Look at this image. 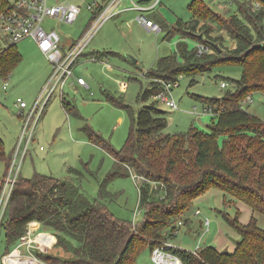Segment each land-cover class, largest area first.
I'll return each mask as SVG.
<instances>
[{
    "label": "trees",
    "instance_id": "16d2710c",
    "mask_svg": "<svg viewBox=\"0 0 264 264\" xmlns=\"http://www.w3.org/2000/svg\"><path fill=\"white\" fill-rule=\"evenodd\" d=\"M235 1L237 7L227 17L203 0H192L191 20L168 24L163 17L156 19L165 38L179 35L180 39L174 53L159 57L155 67L147 70L151 85L140 90L138 100L152 101L134 110L108 97L127 110L131 121L123 146L114 149L87 123L82 126L88 139L113 158L112 168L99 183L98 196L89 197L73 181L80 178L81 172L71 166L67 168L69 176L64 178L40 173L25 178L18 172L0 220L6 242L2 255L11 252L30 222L37 221L45 232L56 237L50 248L53 251L31 250L45 264H135L143 250L151 252L172 238L177 222L186 221L193 201L211 188L223 191V205L237 199L264 215V121L241 105L254 92L264 93V0ZM7 6L5 0H0V11ZM209 21L224 34L210 36L214 29L207 26ZM199 31L207 38L199 36ZM225 34L234 42L230 49L223 44ZM183 37L193 38L207 50L198 52V45L189 48ZM219 39L221 44L216 43ZM256 43L262 46L252 48ZM20 60L15 44L0 53V77L6 79ZM223 64L242 67L241 77L231 79L234 89L220 97L193 95L218 111L210 132L195 127L166 132L165 110L154 98L161 88L160 81H176L186 75L192 85L197 75ZM61 104L66 113L78 114L75 104L65 96ZM219 136H223L221 143ZM0 159L7 162V168L11 164L1 138ZM131 174L145 178L139 199L143 218L138 221L115 216L102 199L108 193V182ZM222 214L239 235L235 249L217 250L204 244L193 253L172 248L182 264H264V228L257 218L251 215L247 223H242L239 211L233 216Z\"/></svg>",
    "mask_w": 264,
    "mask_h": 264
},
{
    "label": "rangeland",
    "instance_id": "374dc122",
    "mask_svg": "<svg viewBox=\"0 0 264 264\" xmlns=\"http://www.w3.org/2000/svg\"><path fill=\"white\" fill-rule=\"evenodd\" d=\"M50 1L52 3L56 1L70 2L81 6L78 18L72 24H57L53 20L50 21L49 25L52 24L62 39L68 42L78 38L87 23L88 25L91 23L92 19H89L90 14L86 5L92 1L101 3L104 0ZM191 1L161 0V6L156 10L168 24H174L178 19L187 22L192 17L189 9ZM203 1L225 17L237 7L235 0ZM206 24L214 29L210 31V36L216 37L224 34V32H218L215 29L216 24H212L211 21ZM198 30L199 27L197 32ZM198 34L204 39L207 38V35L200 31ZM164 36V30L154 32L147 29L133 13L125 15L123 18L118 17L105 21L93 35L86 50L112 51L119 55L112 54L95 62H84L75 68V75L84 78L86 85L83 87L67 85L64 94L65 97L71 98L78 114L66 113L61 104V96L54 95L35 126L24 159L19 161L21 156L19 152L12 168L11 164L7 168V162L0 159V191L2 181L11 173V169L13 171L11 174H15L18 170L20 175L25 178L32 177L34 173L64 178L69 176L67 168L71 166L81 172L80 178H72L73 181L89 197H97L99 183L112 168L113 158L105 149L88 139L82 126L87 123L94 131L101 134L114 149L123 146L131 129V121L127 110L113 103L108 97L112 96L121 100L134 110L144 103L138 100V94L141 89L149 87L151 81L140 73L155 67L159 57L174 53L176 43L180 39L179 35L170 38ZM223 37V44L230 49L233 41L226 34ZM181 40H184L189 48L198 45V42L191 37H183ZM220 40L216 43L221 44ZM16 49L21 54V60L12 68L10 75L5 80L0 79V138L3 141L6 156L11 157V163L17 148L20 147L22 151L25 147V140L19 144L22 134V118L19 115L20 110L15 106V100L17 97H21L26 102L28 110L38 97L43 82L50 71L47 59L38 50L32 39L27 38L18 42ZM126 54L132 57L128 56L130 59H126ZM133 58L136 60L133 61ZM241 74L242 67L240 65L223 64L215 66L209 72L197 75V82L192 85L189 84V77L183 75L178 80V85L172 89L177 107L171 109L162 102H157V106L165 110L168 119L166 132H182L190 127H195L209 133L214 116L210 111H206L203 103L194 99L193 95L220 97L228 90L234 89L231 79H238ZM4 81L7 82L5 89L2 88ZM222 81L226 82L225 87L220 86ZM251 97L252 101L244 104L243 108L264 121V93L254 92ZM222 140L223 136H219L218 141L221 143ZM40 146H43L44 149H40ZM140 187L141 183L137 181V178L132 177V174L120 176L107 183L106 191L108 193L102 199L115 216L126 221H131L134 218L138 221L143 218L139 204ZM204 194L205 197L202 199L193 201L187 212V221L193 223L194 231H188L190 225L184 223L177 231V235L171 239V242L176 243L172 242L174 246H177L178 242L182 248L191 250L198 239L203 245L204 242L207 243L214 236L219 235V232L221 233L219 237L227 238L231 244L239 238L238 233L223 217L222 212L233 216L237 211L233 204L223 205V191L211 188ZM234 200L236 204H244L240 200ZM195 207L199 209V215H193ZM254 214L258 225L264 227V215L258 211H255ZM205 217L210 220L209 228L206 231L204 226L199 225V219L204 220ZM40 230L45 232L41 225ZM193 233L197 235L196 238L193 237ZM230 243L228 247H231ZM226 247L223 249L230 251V248ZM5 248V230L1 229L0 255L5 251ZM49 249L43 246V250L53 251V248ZM21 253L24 255L23 257H33L25 247L21 248ZM137 260L135 264H139V260ZM142 262L147 264L146 259H142ZM36 264H42V262L36 261Z\"/></svg>",
    "mask_w": 264,
    "mask_h": 264
},
{
    "label": "built area",
    "instance_id": "2783aa9c",
    "mask_svg": "<svg viewBox=\"0 0 264 264\" xmlns=\"http://www.w3.org/2000/svg\"><path fill=\"white\" fill-rule=\"evenodd\" d=\"M8 6L0 11V53H2L10 45H16L18 42L30 38L32 39L38 50L45 56L50 66L49 74L47 75L43 87L35 99L34 103L27 110L28 106L26 102L21 98L17 97L15 100V106L20 110L19 115L22 118V134L19 139L25 140V147L21 151L18 147L14 158L11 163V168L14 166V162L18 153H21L20 162L26 155V148L32 138L35 126L43 114V111L54 95L65 96V87L70 85L72 82H77L80 85H86V81L81 76L75 75V68L79 64L81 56L84 54L87 45L92 39L95 32L100 26L111 18L116 12V6L120 0H109L106 3H97L92 1L86 5V9L90 14L91 23L86 25L82 30L78 38L66 42L60 36L58 30L50 24L53 20L57 24H72L78 18V14L81 11V6L70 2H58L52 3L50 0H5ZM132 1L133 7L138 10L146 9V6L141 2ZM138 21L141 22L146 28L151 31H161L160 25L151 19H148L144 15H138ZM47 24V27L45 25ZM198 52L207 50V47L203 44H198ZM92 59H94L92 57ZM182 76H179V79ZM0 79H4L0 77ZM178 79V80H179ZM5 80V79H4ZM176 81H160V90L154 96V98L162 102L166 107L174 109L177 107V103L173 98L172 89L178 85ZM226 82L222 81L220 86L225 87ZM7 87V82L4 81L2 88ZM60 97V98H61ZM252 101L251 96H247L246 99L241 101L243 107L244 104ZM206 111H210L213 116L218 112L214 111L211 105H204ZM27 110L25 113L24 111ZM27 134V136H25ZM40 149H44L40 146ZM19 166V165H18ZM11 169V173H12ZM4 179L1 191H0V220L3 215L4 209L7 205L9 196L11 194L13 185L16 180L18 170L15 174H11ZM132 177L137 178V181L142 183L145 178L133 174ZM156 186V183H153ZM199 210L195 211L198 214ZM135 220V218L133 219ZM30 222L27 225L26 233L21 236L16 246L11 250L10 253L2 256V260L5 264H9V258L14 255L17 251L18 255L23 257L21 248L25 247L27 252L31 255V250L36 248L41 251L43 246L45 248H51L54 242L47 246L36 241L35 235L40 231V226H32ZM205 225H208V219L204 220ZM182 221L177 222V226H180ZM47 233V232H46ZM175 233V232H174ZM50 234V233H48ZM53 235V234H52ZM34 236V238H33ZM54 236V235H53ZM175 246L170 240L161 242L159 245L154 247L151 251L152 264H182L181 259L171 249ZM201 248L198 243L191 251L196 253ZM29 257V256H28ZM36 261L40 262L35 256L31 257Z\"/></svg>",
    "mask_w": 264,
    "mask_h": 264
},
{
    "label": "crops",
    "instance_id": "0c3cea01",
    "mask_svg": "<svg viewBox=\"0 0 264 264\" xmlns=\"http://www.w3.org/2000/svg\"><path fill=\"white\" fill-rule=\"evenodd\" d=\"M107 1H109V0H104V1H102L101 3H106ZM133 1H135V0H133ZM137 2H141L142 4H144V6H146V9H144V10H138V9H136V8H134L133 7V4H132V1L131 0H120V2L117 4V6H116V9H115V14L111 17V18H109L108 20H110V19H115V18H118V17H120V18H123L125 15H127V14H131V13H133V14H135L136 15V18L138 17V15H144V16H146L148 19H151V20H154V21H156V19L157 18H159V19H161L162 18V16H161V14L156 10V8H158L159 6H161V0H145L144 2L143 1H140V0H138ZM142 24V23H141ZM148 29V28H147ZM69 42V41H68ZM234 46V42H232L231 43V47H233ZM112 51H98V50H90V51H88V50H86L85 52H84V54L81 56V58H80V60H79V64L78 65H80L81 63H84V62H95V61H97L98 59H102V58H104V57H107V56H109V55H119L118 53H116V52H112ZM127 56H125L126 57V59H128L129 57H132V56H130V55H128V54H126ZM129 56V57H128ZM92 57L94 58V59H92ZM130 59V58H129ZM136 60V58H133V61H135ZM156 64V63H155ZM146 73H147V71H142L141 73H140V75H145L146 76ZM46 79V78H45ZM150 79V78H149ZM45 81V80H44ZM150 81H151V79H150ZM43 84H44V82H43ZM72 84V87H74V86H80V87H83L84 85H80V84H78L77 82H72L71 83ZM43 87V86H42ZM68 100H71V98H69V97H66ZM152 99L153 98H150V99H148L147 101H145L143 104H147V103H149L150 101H152ZM72 101V100H71ZM142 104V105H143ZM33 137V136H32ZM203 197H205V194H202V195H200V196H198L195 200H200V199H202ZM242 202V201H241ZM244 203V202H243ZM231 204H233V206L236 208V210L237 211H239V214H240V217H239V221L240 222H242V223H247L248 221H249V219H250V217H251V215H255L254 214V212L255 211H253L252 210V208L251 207H249L247 204H240V203H235V200H233L232 199V203ZM249 207H247V206ZM196 210H199L197 207H195L194 208V210H193V215H199L200 214V211H199V213L198 214H195V211ZM208 219V225H205V223H204V220L205 219ZM205 219L204 220H202V219H199V225H201V227L202 226H204L205 227V231L206 230H208V228H209V225H210V220H209V218L208 217H205ZM188 220V218L186 219V221ZM185 220H182V224L180 225V226H183L184 225V223H186V224H188L189 222L187 221L186 222ZM34 222H37V221H34ZM40 223L39 222H37V225H39ZM189 225L190 226H188V231L190 230V231H194V227H193V223L190 221V223H189ZM40 226V225H39ZM180 226H177L176 227V231H175V235L174 236H176L177 235V231L179 230V228H180ZM260 226V225H259ZM261 228H264V227H262V226H260ZM39 231H40V229H39ZM40 232H42V231H40ZM48 233V232H47ZM198 233V232H197ZM196 233V234H197ZM194 234V238H196V236L197 235H195V233H193ZM221 235V233L219 232V235H216V236H214L210 241H208L207 243L206 242H204L203 243V245L204 244H213V246L217 249V250H222L223 248H225L226 246V248H230V251H233L234 249H235V243H233V244H231L228 240H227V238H221V237H219ZM173 236V237H174ZM237 236H238V234H237ZM55 237V236H54ZM172 237V238H173ZM239 237V236H238ZM172 238H170L169 240L171 241V239ZM200 238V237H199ZM55 239H56V237H55ZM173 242V241H172ZM200 244L201 246H202V244L200 243V239H198V241H197V243L195 244V246L197 245V244ZM217 243V244H216ZM230 243V245H231V247H228V244ZM173 244H176V243H174L173 242ZM177 246L175 245V247H180V248H182L181 247V245H180V243H178L177 242ZM195 246H194V248H195ZM193 248V249H194ZM186 249V248H185ZM189 250V249H188ZM192 250V249H191ZM2 254L0 255V262H1V264H5L4 262H3V260H2ZM139 258H138V260H139V264H143V262H142V259H146L147 260V264H152L151 262H152V260L150 259L151 258V252L149 251V250H147L146 251V249L142 252V254L141 255H139L138 256ZM137 260V261H138ZM137 263V262H136ZM42 264H45V263H43L42 262Z\"/></svg>",
    "mask_w": 264,
    "mask_h": 264
},
{
    "label": "bare ground",
    "instance_id": "6f19581e",
    "mask_svg": "<svg viewBox=\"0 0 264 264\" xmlns=\"http://www.w3.org/2000/svg\"><path fill=\"white\" fill-rule=\"evenodd\" d=\"M37 225V222H33L32 226ZM35 239L37 242L46 244L50 246L54 241L55 237L52 234H48L46 232H40L35 235ZM9 264H35V260L31 257H21L18 255V252L15 251L14 255L9 258Z\"/></svg>",
    "mask_w": 264,
    "mask_h": 264
},
{
    "label": "water",
    "instance_id": "95a60500",
    "mask_svg": "<svg viewBox=\"0 0 264 264\" xmlns=\"http://www.w3.org/2000/svg\"><path fill=\"white\" fill-rule=\"evenodd\" d=\"M199 36H201V35H199ZM262 45H261V43H256V44H254L253 46H252V48H255V47H261Z\"/></svg>",
    "mask_w": 264,
    "mask_h": 264
}]
</instances>
